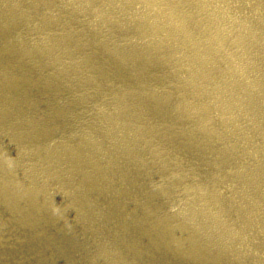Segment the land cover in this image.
I'll use <instances>...</instances> for the list:
<instances>
[{"label":"bare ground","instance_id":"1","mask_svg":"<svg viewBox=\"0 0 264 264\" xmlns=\"http://www.w3.org/2000/svg\"><path fill=\"white\" fill-rule=\"evenodd\" d=\"M263 218L264 0H0V264H257Z\"/></svg>","mask_w":264,"mask_h":264},{"label":"rangeland","instance_id":"2","mask_svg":"<svg viewBox=\"0 0 264 264\" xmlns=\"http://www.w3.org/2000/svg\"><path fill=\"white\" fill-rule=\"evenodd\" d=\"M263 219H264V218H263ZM129 221H131V219H129ZM123 230H128V229H123ZM254 230L257 231V233H258L259 236L262 235V236L264 237V231H262V233L259 232L256 226H255L254 228L251 229V232L253 233ZM134 231L137 232L136 228H134ZM123 232H127V231H123ZM258 241H259V243L261 244V238H258ZM253 249H255V251H254L255 253L258 254V252H259L257 264H258V263H261L260 258H262V256H263L262 254L264 253V246H259V247L253 248Z\"/></svg>","mask_w":264,"mask_h":264}]
</instances>
